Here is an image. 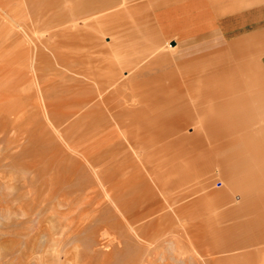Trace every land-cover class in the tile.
Masks as SVG:
<instances>
[{
	"label": "rangeland",
	"instance_id": "rangeland-1",
	"mask_svg": "<svg viewBox=\"0 0 264 264\" xmlns=\"http://www.w3.org/2000/svg\"><path fill=\"white\" fill-rule=\"evenodd\" d=\"M244 136L264 0H0V264H264Z\"/></svg>",
	"mask_w": 264,
	"mask_h": 264
},
{
	"label": "crops",
	"instance_id": "crops-1",
	"mask_svg": "<svg viewBox=\"0 0 264 264\" xmlns=\"http://www.w3.org/2000/svg\"><path fill=\"white\" fill-rule=\"evenodd\" d=\"M184 116H178V120L182 119ZM208 118V117H207ZM204 124H207V126L205 128H209L211 126V122H210V119H204L203 121ZM185 125V122L182 124V126ZM188 139L191 140V138L193 139V135H190L187 137ZM256 137L255 140H250L248 139L247 136H244L243 138V141L245 142V147H243V150L241 152H239V154H235L236 155V159L235 161H223L220 163V167L221 169L223 170L224 174L225 175H229L231 174L232 172H234V170H236L240 165L241 163H243L244 161H247V160H252L254 157H255V154H256V151L258 149H262L264 147V138L263 137H260V140ZM204 164L206 165H209V161H205ZM161 185H159L160 189L163 190L165 188L164 186V183H162L160 181ZM158 186V185H157ZM233 187H235V185H232ZM228 194V193H226ZM262 199L264 200V193L263 195L261 196ZM259 214H264V210H257ZM263 218H261L262 220ZM261 221L257 222V224H260ZM262 223H264V220L262 221ZM256 229H264V224L261 225V226H257ZM193 236H196L199 240H200V243H202L203 240H208V241H212L213 238H217V236H208V235H204V234H201L199 232L193 234ZM226 236H229V235H226ZM220 237H222L220 235ZM212 238V239H211ZM240 244V243H239ZM230 250L229 247H223V246H220L219 244L216 245L213 247V251L214 252H220V251H224V250ZM231 258V257H229Z\"/></svg>",
	"mask_w": 264,
	"mask_h": 264
},
{
	"label": "bare ground",
	"instance_id": "bare-ground-1",
	"mask_svg": "<svg viewBox=\"0 0 264 264\" xmlns=\"http://www.w3.org/2000/svg\"><path fill=\"white\" fill-rule=\"evenodd\" d=\"M26 95H27V94H26ZM42 105H44V106H45V109L48 110L47 107H48L49 104H47V101H46V100L44 101V103H43ZM30 106H31L32 108H36L37 105L35 104V102H31V103H30ZM49 110H50V108H49ZM47 112H48V111H47ZM49 112H50V111H49ZM47 114H48V113H47ZM113 114H115V112H113L112 115H113ZM117 127H118V126H117ZM100 179H102V178H100ZM62 200H63V199H62ZM66 217H67V216H66ZM71 219H72V218H71ZM65 226H68V223H65ZM63 227H64V226H63ZM65 231H66V230H65Z\"/></svg>",
	"mask_w": 264,
	"mask_h": 264
}]
</instances>
